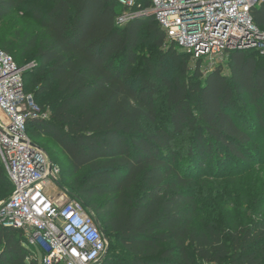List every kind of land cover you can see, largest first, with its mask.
I'll use <instances>...</instances> for the list:
<instances>
[{"label": "trees", "instance_id": "trees-1", "mask_svg": "<svg viewBox=\"0 0 264 264\" xmlns=\"http://www.w3.org/2000/svg\"><path fill=\"white\" fill-rule=\"evenodd\" d=\"M29 2L0 0V21ZM30 8L38 31L20 39L23 54L14 42L0 47L19 66L26 65L17 58L33 53L54 81L39 89L53 97L38 104L50 118L29 122V130L53 140L68 176L88 170L76 189L109 240L104 264H124L111 254L113 240L129 254L127 264H264V204L251 222L204 220L192 178L176 163L185 157L176 139L186 132V156L199 157L202 167L222 156V148L228 159L252 154L249 147L264 129V54L235 51L225 65L203 74L201 60L192 70L190 54L174 45L163 50L166 34L152 14L118 24L125 7L115 0H47ZM252 16L264 30V3ZM144 32L154 46L148 56L139 51ZM161 87L168 119L147 131L144 121L159 120ZM13 188L0 157V200ZM30 254L23 233L0 224V264H39L28 260Z\"/></svg>", "mask_w": 264, "mask_h": 264}, {"label": "built area", "instance_id": "built-area-1", "mask_svg": "<svg viewBox=\"0 0 264 264\" xmlns=\"http://www.w3.org/2000/svg\"><path fill=\"white\" fill-rule=\"evenodd\" d=\"M118 24L154 15L171 44L202 62L208 74L231 53L264 54V30L253 19L264 0H115ZM137 7V8H136ZM25 66L0 47V157L14 185L0 203V224L20 230L39 264H104L109 240L95 212L80 199L55 197L61 168L29 135V122L50 118L25 89Z\"/></svg>", "mask_w": 264, "mask_h": 264}, {"label": "rangeland", "instance_id": "rangeland-1", "mask_svg": "<svg viewBox=\"0 0 264 264\" xmlns=\"http://www.w3.org/2000/svg\"><path fill=\"white\" fill-rule=\"evenodd\" d=\"M30 3L42 6L47 4V0H31V2L20 6L0 21L1 47L5 48L3 44L6 42H14L12 44L14 50L23 54V49L17 48L20 39L25 34H35L38 31V23L32 17ZM148 38L149 35L144 32L139 47L140 53L145 56L150 55L154 51V46L148 41ZM170 47L171 44H168L163 47V50L168 51ZM17 59L21 64L26 65L27 82L31 92L35 94V102L40 105L43 103L47 104L53 98L52 95L49 93L42 95L39 93V89L46 80H49L52 83L51 86L54 87V81L47 73H42L41 60L33 53H28L25 57ZM188 65L193 70L196 68L197 63L192 58H189ZM171 66H173V63L169 62L168 73L174 76L177 72ZM203 74L205 73L203 72ZM164 90L161 87L157 95L158 122H143V127L147 131L157 129L162 125V122L168 119ZM246 117L248 120L249 117L253 120L251 112H247ZM29 135L34 142L45 149L50 159L61 168L57 189L53 195L61 197L66 194L71 200L78 199L79 194L76 189V183L83 180L88 170L68 176L66 174L68 165L65 156L60 154L53 140L39 134L32 128L29 130ZM190 145L191 132H186L177 137L176 148L181 153L183 152L184 155L182 156L185 157L181 161L176 159V163H180L179 165L183 167L188 177L192 178V184L190 185L196 191V201L202 218L210 221L218 217L230 218L234 216L239 220L244 217L250 222L254 220L258 208L264 204V129L258 130L257 135L254 137V141L249 147L252 154L247 157V160H240L235 157L225 158L227 151L222 148L220 150V155L222 156H211L202 167V161L199 157L190 159L186 156ZM10 195L11 193L3 197L0 203L9 199ZM111 251L113 252L111 254L121 258L124 264L130 263L129 254L114 240Z\"/></svg>", "mask_w": 264, "mask_h": 264}]
</instances>
